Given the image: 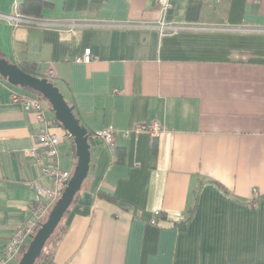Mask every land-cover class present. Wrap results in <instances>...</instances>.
I'll list each match as a JSON object with an SVG mask.
<instances>
[{
    "label": "crops",
    "instance_id": "1",
    "mask_svg": "<svg viewBox=\"0 0 264 264\" xmlns=\"http://www.w3.org/2000/svg\"><path fill=\"white\" fill-rule=\"evenodd\" d=\"M168 1L162 13L155 0H0V12L264 29V0ZM61 29L0 19V57L32 63L89 133L87 177L50 256L34 264H264V32ZM86 48L91 60L77 62ZM12 92L32 96L0 76V256L26 218L33 187L52 186L27 154L41 152V122ZM46 117L59 126L49 108ZM151 122L162 127L157 137L123 135ZM101 130L113 132L111 145L93 137ZM57 131L65 132L59 164L71 174L74 143L61 125ZM155 210L161 216L152 225Z\"/></svg>",
    "mask_w": 264,
    "mask_h": 264
},
{
    "label": "built area",
    "instance_id": "2",
    "mask_svg": "<svg viewBox=\"0 0 264 264\" xmlns=\"http://www.w3.org/2000/svg\"><path fill=\"white\" fill-rule=\"evenodd\" d=\"M160 3V11L164 13L169 7L168 0H155ZM218 1V0H216ZM0 19L8 22L12 27L20 25L38 26L40 28H64L66 32H72L76 26L86 27H120V28H154L160 35L176 33L179 31H205V30H230L238 31H254L264 32L262 28L251 27H215L205 26L201 24L190 23H172L163 18L156 23H133V22H107V21H69L61 22L56 20L43 19L39 16L24 15L19 12L6 14L0 12ZM91 52L86 48L82 55L77 56V62H89L91 60ZM48 77H52V72L48 73ZM11 100L20 103L25 111H32L38 121L41 122V127L37 131V138L40 141L41 152L37 153L34 149L27 151V154L35 156L38 164L41 166V174L50 178L52 186L46 188L41 185H35V198L29 203L28 212L24 222L12 233L7 240L4 251L0 256V264H7L10 260L19 256L22 246L30 240V237L35 234L37 228L47 216L55 201L61 195L71 174L64 170L59 164L58 144L63 139L65 132L57 131V125L51 123L46 117V111L49 106L47 102L39 97L20 94L17 92L11 93ZM61 128V127H60ZM142 131L148 132L152 137H157L162 131V127L157 122H151L146 125H135L123 131V135L127 136L131 133H139ZM93 137L102 140L106 145L113 143V132L111 130H101L92 133ZM161 216L160 210H155L152 214L150 224L156 225L157 220Z\"/></svg>",
    "mask_w": 264,
    "mask_h": 264
},
{
    "label": "water",
    "instance_id": "3",
    "mask_svg": "<svg viewBox=\"0 0 264 264\" xmlns=\"http://www.w3.org/2000/svg\"><path fill=\"white\" fill-rule=\"evenodd\" d=\"M0 76L12 85L38 92L41 95V98L47 102L53 112L55 120L60 123L62 128L72 138L77 158L76 165L61 195L55 201L46 220L39 225L35 234L30 237L27 248L16 263L34 264L46 241L53 233L76 193L80 190L82 182L87 177L90 160L89 133L79 123L72 107L51 80L25 73L18 66L9 63L2 57H0Z\"/></svg>",
    "mask_w": 264,
    "mask_h": 264
},
{
    "label": "trees",
    "instance_id": "4",
    "mask_svg": "<svg viewBox=\"0 0 264 264\" xmlns=\"http://www.w3.org/2000/svg\"><path fill=\"white\" fill-rule=\"evenodd\" d=\"M19 13L24 14V15H30V16H38L36 13L30 12L29 10L25 9L24 7H22V9L20 10ZM18 68H20L25 73L34 75V65L32 63L26 62V63L22 64V66H20V67L18 66ZM30 91H31L32 96L41 98V95L38 92H35V91H32V90H30ZM54 122L60 126V123L58 121H56L55 118H54ZM99 194H100V196L105 197V198H107L109 200L114 199L113 196L108 195V194H106L104 192H101L100 191ZM47 216H48V214H47ZM47 216L44 218V220L42 221V223L46 220ZM61 234H62V226L60 225V222H59L58 225L56 226V228L54 229L53 233L51 234V236L46 241V243L44 245V248H43V250L40 253V255H39L38 258H40L43 255L44 256H46V255L47 256H50V254H51V249L50 248L53 247V245L56 243V241H58V239L60 238ZM27 245H28V242L25 243L22 246V249H21V251L19 253L18 258L21 257V255L23 254V252L27 248Z\"/></svg>",
    "mask_w": 264,
    "mask_h": 264
},
{
    "label": "rangeland",
    "instance_id": "5",
    "mask_svg": "<svg viewBox=\"0 0 264 264\" xmlns=\"http://www.w3.org/2000/svg\"><path fill=\"white\" fill-rule=\"evenodd\" d=\"M61 153H62V152H61ZM60 155H61V154H60ZM60 155H59V156H60ZM62 155H64V153H62ZM28 242H29V240H28ZM16 263H17V261H15L13 264H16Z\"/></svg>",
    "mask_w": 264,
    "mask_h": 264
}]
</instances>
